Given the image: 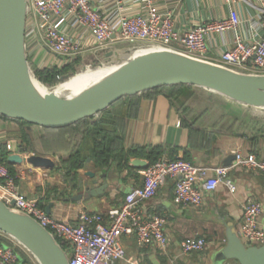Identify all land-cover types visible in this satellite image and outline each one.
<instances>
[{
    "label": "crops",
    "instance_id": "1",
    "mask_svg": "<svg viewBox=\"0 0 264 264\" xmlns=\"http://www.w3.org/2000/svg\"><path fill=\"white\" fill-rule=\"evenodd\" d=\"M97 1L104 10L118 11L121 8V14L128 15L142 12L144 2ZM153 1L159 11H172L180 30L229 14L226 0ZM238 10L241 18L246 19L240 28L243 37L252 40L264 33L253 24L259 20L256 7L240 3ZM66 29L74 32L69 26ZM206 38L207 55L211 61H216L221 52L232 44L234 33L218 32ZM28 52L30 62L38 69L49 67L57 57L46 47L33 43L28 46ZM144 93L137 94V111L128 117L123 126L120 146L123 150L122 160L117 157L109 166L101 168L88 158L83 168L73 170L68 175L62 168V162L79 149L80 135L74 130L44 128L0 115V147L8 152L7 162L11 154L24 157L37 154L51 157L56 163L53 169H43L28 163L8 162L15 174L17 187L26 197L38 199L45 209L52 203L49 214L53 217L77 224L82 212L106 217L111 208L123 205L131 189L141 186L144 180L141 170L146 167L135 166L133 160H145L149 165L147 155L152 147L161 148L160 158L186 156L200 166H229L232 168L229 177L237 187L236 191H230L222 183L215 191L205 193L200 207L177 205L174 202V181L167 180L154 198L141 203L139 207L146 214H159L167 218L165 231L169 238L168 248L163 250L156 244L141 246L135 236H124L122 243L127 258L116 264H239L232 260L219 262L217 257L226 244L228 230L238 233L243 205L250 200L261 201L264 205V172L234 167L235 159L228 161V158L242 151L255 153L264 159V113L254 112L241 103L215 94L218 98L222 97L223 105L195 114V124V121L187 120L176 101L165 92ZM136 150L138 155L133 153ZM88 172L96 174L99 185L107 184L103 193L89 197L84 187L79 186L81 180L91 184L92 178ZM259 223L264 226V213L260 215ZM201 237L208 242L204 251L183 253L181 242ZM0 245L14 246L21 256L39 264L29 250L2 232Z\"/></svg>",
    "mask_w": 264,
    "mask_h": 264
},
{
    "label": "built area",
    "instance_id": "2",
    "mask_svg": "<svg viewBox=\"0 0 264 264\" xmlns=\"http://www.w3.org/2000/svg\"><path fill=\"white\" fill-rule=\"evenodd\" d=\"M226 2L228 16L180 30L172 11H159L153 0H144L142 12L130 15L121 14V8L118 11L104 10L97 0H28L27 52L31 43L46 47L57 56L50 66L58 68L73 64L87 52L121 42L148 43L209 59L206 37L232 31V44L215 62L235 70L264 74V33L252 40L243 37L240 28L246 19L241 18L238 10L240 3L256 7L259 20L253 24L264 32V0ZM68 26L73 33L66 29ZM28 58L30 60L29 52ZM234 167L264 172V159L255 153L240 151L236 153ZM231 169L224 165L200 166L181 157L160 158L141 170L143 184L131 189L122 206L111 208L106 217L82 212L78 223L73 224L50 215L38 199L26 197L8 167L0 161V198L35 218L59 243L63 241L69 264H116L127 258L122 243L124 236H135L141 246L156 244L163 250L168 248L167 218L146 214L139 207L154 198L167 180L174 181V202L177 205L200 207L205 193L215 191L222 183L230 191H236L237 187L229 177ZM243 206L237 234L246 245L261 246L264 244V226L259 223V218L264 213V205L261 201L250 200ZM181 245L186 254L204 251L208 242L201 237L186 239ZM0 264L36 262L21 256L14 246L0 245Z\"/></svg>",
    "mask_w": 264,
    "mask_h": 264
},
{
    "label": "water",
    "instance_id": "3",
    "mask_svg": "<svg viewBox=\"0 0 264 264\" xmlns=\"http://www.w3.org/2000/svg\"><path fill=\"white\" fill-rule=\"evenodd\" d=\"M27 11L28 0H0V115L4 117L44 128H64L99 115L127 96L182 84L207 89L254 112L264 113V74L235 70L182 51L138 42L116 43L91 51L95 54L102 52L98 59L118 65L116 70L90 85L80 96L66 100L43 97L31 80L33 78L44 86L34 77L28 58ZM235 158L236 155L230 156L228 161ZM8 162L28 163L43 169L56 166L51 157L37 154L25 157L11 154ZM133 164L148 166V162L141 159L133 160ZM88 174L92 178L91 184L81 180L79 186L84 187L89 197L103 193L107 184L99 185L96 174ZM52 205L47 206L48 213ZM0 232L29 250L39 264H69L68 253L47 228L1 198ZM225 243L217 257L219 262L264 264V244L248 246L232 229L228 230Z\"/></svg>",
    "mask_w": 264,
    "mask_h": 264
},
{
    "label": "trees",
    "instance_id": "4",
    "mask_svg": "<svg viewBox=\"0 0 264 264\" xmlns=\"http://www.w3.org/2000/svg\"><path fill=\"white\" fill-rule=\"evenodd\" d=\"M79 57L75 63L80 59ZM73 64L66 65L62 68L57 66L47 67L44 69H37L36 73L44 83H54L56 75L63 72L67 67ZM62 70V71H61ZM191 86L182 84V86H163L155 88L153 90L146 91L144 94H151L155 92H165L173 100L177 96V92L180 93L182 89H189ZM138 96H127L107 110L101 112L97 116H93L84 120H81L73 125L64 127L69 131H75L80 137L81 144L79 149L70 155V157L63 161L62 168L65 169L67 175L73 170L83 168L88 158L94 162L97 167L106 168L117 157L122 160L123 150L120 148L123 140L124 123L131 115H134L137 111ZM123 106V107H122ZM23 123L25 121L20 120ZM59 129V128H57ZM146 148H141L145 150ZM133 151L134 155H138ZM132 153V152H131ZM141 154V153H140ZM162 154L160 147H152L147 155L150 163L157 161ZM8 152L3 147H0V161H2L10 170L11 174L15 176L11 170V166L7 162ZM189 160L186 156L183 159ZM176 159V158H170ZM128 161V158L126 159ZM65 248V243L60 241Z\"/></svg>",
    "mask_w": 264,
    "mask_h": 264
},
{
    "label": "rangeland",
    "instance_id": "5",
    "mask_svg": "<svg viewBox=\"0 0 264 264\" xmlns=\"http://www.w3.org/2000/svg\"><path fill=\"white\" fill-rule=\"evenodd\" d=\"M124 43L127 44V42H121V44ZM99 54L103 53L95 54L91 53V51L85 53L76 63L74 62L73 65L67 67L66 70L58 73L54 83H44L36 73L38 68L30 62L31 70L34 77L48 89H53L54 87L59 86L62 88H70L75 91L89 83H93V80L96 79V77H92L93 72L101 69L103 64H107L105 60L98 59ZM176 92L177 96L174 99L179 106L180 111L187 116V120L195 121V124L197 123V121L194 120L195 117H193L195 114H199L198 112L201 110L215 107L218 108L223 105L221 101L222 99H220L222 97L218 98L215 93L204 88L191 86L189 89L180 90L181 94L178 93L179 91ZM66 93L71 94L72 92ZM203 124L209 123L204 121Z\"/></svg>",
    "mask_w": 264,
    "mask_h": 264
},
{
    "label": "bare ground",
    "instance_id": "6",
    "mask_svg": "<svg viewBox=\"0 0 264 264\" xmlns=\"http://www.w3.org/2000/svg\"><path fill=\"white\" fill-rule=\"evenodd\" d=\"M117 65H118L117 63L103 64L101 69L93 72L92 77H96V79L93 80V83H89L88 85L81 87L80 89H77L75 91L71 90L70 88H62L59 86H56L52 90H49V89L45 88L44 86H42L41 84H39L33 78L31 80H32V84H33L35 90L41 96H43V97L44 96H54L58 99L66 100V99H71V98H75L77 96H80L84 92V90H86L90 85L102 80L104 77L108 76L114 70H116ZM66 92H72V93L70 94V93H66Z\"/></svg>",
    "mask_w": 264,
    "mask_h": 264
}]
</instances>
